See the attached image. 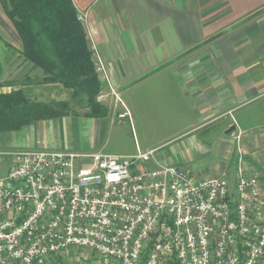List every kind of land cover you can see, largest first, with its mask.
<instances>
[{
  "label": "crops",
  "instance_id": "obj_1",
  "mask_svg": "<svg viewBox=\"0 0 264 264\" xmlns=\"http://www.w3.org/2000/svg\"><path fill=\"white\" fill-rule=\"evenodd\" d=\"M71 3L85 15L81 24L108 114L69 113L0 132V148L153 151L152 164L165 166L209 159L197 179L224 176L231 188L241 150L264 194V0ZM22 51L0 4V67L15 69V78L24 67L42 76ZM120 121L130 128L131 149L110 147L108 136Z\"/></svg>",
  "mask_w": 264,
  "mask_h": 264
},
{
  "label": "built area",
  "instance_id": "obj_2",
  "mask_svg": "<svg viewBox=\"0 0 264 264\" xmlns=\"http://www.w3.org/2000/svg\"><path fill=\"white\" fill-rule=\"evenodd\" d=\"M245 154L231 188L224 176L137 164L153 151L9 152L0 264H47L72 250L93 253L98 264H264V194Z\"/></svg>",
  "mask_w": 264,
  "mask_h": 264
},
{
  "label": "trees",
  "instance_id": "obj_3",
  "mask_svg": "<svg viewBox=\"0 0 264 264\" xmlns=\"http://www.w3.org/2000/svg\"><path fill=\"white\" fill-rule=\"evenodd\" d=\"M3 11L19 35L24 59L41 69L38 83H60L71 98L84 104L89 117H103L107 107L96 100L101 90L84 29L71 0H0ZM70 103L39 102L23 91L0 92V132L17 131L69 113Z\"/></svg>",
  "mask_w": 264,
  "mask_h": 264
},
{
  "label": "rangeland",
  "instance_id": "obj_4",
  "mask_svg": "<svg viewBox=\"0 0 264 264\" xmlns=\"http://www.w3.org/2000/svg\"><path fill=\"white\" fill-rule=\"evenodd\" d=\"M30 69L24 67L23 70H19L23 72V76L20 78H15V69H3L0 67V80L8 79V82L0 83V91L7 90H21L23 91L26 98L32 101L39 102H59V101H68L70 103L69 112L76 114H85L89 112V108L84 104L77 102V100H73L71 98V90L65 88L60 83H38V81L43 77L35 76ZM6 72H11V79L5 77ZM30 74H32L30 76ZM9 79L11 81H9ZM59 84V85H57ZM3 93V92H2ZM8 93V92H7ZM104 94L100 92L97 95L96 100L102 104L105 103L103 99ZM122 119V118H121ZM129 126L126 127L120 123H115L110 134L108 136L109 144L111 148H122V149H131L134 146L133 136L130 133ZM14 149H3L0 148V178L4 177L8 168H10V160L11 157L8 155L9 152H13ZM136 154V153H135ZM211 163V160L205 159L199 161L197 163H193L186 166L189 169L191 174L196 178H200L201 174H199V169L207 168ZM140 166H144L146 168H153L154 165L152 162H138ZM47 264H98V260L96 259L93 253H89L81 250H72L65 252L61 255L55 256L51 258Z\"/></svg>",
  "mask_w": 264,
  "mask_h": 264
},
{
  "label": "water",
  "instance_id": "obj_5",
  "mask_svg": "<svg viewBox=\"0 0 264 264\" xmlns=\"http://www.w3.org/2000/svg\"><path fill=\"white\" fill-rule=\"evenodd\" d=\"M234 128H235L234 126H233V127H231V128L229 129V131H227V132H230V131H232Z\"/></svg>",
  "mask_w": 264,
  "mask_h": 264
}]
</instances>
